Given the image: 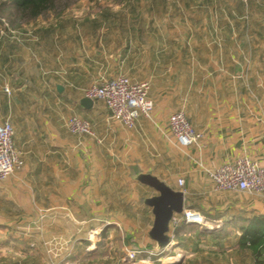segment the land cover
<instances>
[{"label":"crops","instance_id":"0c3cea01","mask_svg":"<svg viewBox=\"0 0 264 264\" xmlns=\"http://www.w3.org/2000/svg\"><path fill=\"white\" fill-rule=\"evenodd\" d=\"M43 17L0 23V123L22 161L0 182V264H264V199L217 191L205 173L264 164V0H126ZM116 76L148 83L151 120L127 129L102 102L82 104ZM179 110L198 147L170 134ZM71 116L93 135L71 134ZM140 175L181 192L202 223L173 213L158 249L145 204L158 193Z\"/></svg>","mask_w":264,"mask_h":264},{"label":"built area","instance_id":"2783aa9c","mask_svg":"<svg viewBox=\"0 0 264 264\" xmlns=\"http://www.w3.org/2000/svg\"><path fill=\"white\" fill-rule=\"evenodd\" d=\"M148 90L146 82H132L126 76H116L89 86L83 93L87 99L102 102L110 112L111 119L131 129L139 117L152 119L153 103L148 98ZM65 126L74 135H93L89 123L76 116L69 117ZM168 128L180 147L199 146L202 136L192 128L183 111L170 115ZM21 167L20 153L13 145V128L8 121H3L0 123V182ZM205 173L217 191L245 192L264 199V164L248 158H238L233 162L223 163L216 169L205 170ZM177 183L182 188L184 181L179 179ZM182 220L186 224L202 223L200 215L190 210L183 211ZM134 257L133 252L128 254L129 260Z\"/></svg>","mask_w":264,"mask_h":264},{"label":"water","instance_id":"95a60500","mask_svg":"<svg viewBox=\"0 0 264 264\" xmlns=\"http://www.w3.org/2000/svg\"><path fill=\"white\" fill-rule=\"evenodd\" d=\"M82 104L84 106H89L91 100L86 98L82 100ZM137 180L147 184L158 193L157 196L147 199L145 204L152 208L154 215L153 228L150 232V236L155 240L157 248L162 249L169 242L166 232L172 214H179L183 211V195L181 192L172 191L151 176L140 175Z\"/></svg>","mask_w":264,"mask_h":264},{"label":"trees","instance_id":"16d2710c","mask_svg":"<svg viewBox=\"0 0 264 264\" xmlns=\"http://www.w3.org/2000/svg\"><path fill=\"white\" fill-rule=\"evenodd\" d=\"M57 0H5L0 1V12H7L9 18H16L20 21L27 22L35 20L52 11ZM247 240L253 243L261 239L260 233L256 231H247ZM263 236V234H262ZM259 252L264 253V247ZM264 256V254H263Z\"/></svg>","mask_w":264,"mask_h":264},{"label":"rangeland","instance_id":"374dc122","mask_svg":"<svg viewBox=\"0 0 264 264\" xmlns=\"http://www.w3.org/2000/svg\"><path fill=\"white\" fill-rule=\"evenodd\" d=\"M122 1H126V0H57L55 2V7L52 10L51 14H49L48 16L46 14L43 15L44 16L43 19L49 16L52 17L56 15H65L67 13H70V11H72L73 13L94 12L100 6L113 7V6H117ZM134 1L145 2V0H134ZM90 3L92 4L91 6L96 7L97 9H94V11L88 10L86 8H83L84 10L77 9L78 6H84L85 4H90ZM7 17H8L7 12H0V23L7 24L8 21Z\"/></svg>","mask_w":264,"mask_h":264}]
</instances>
